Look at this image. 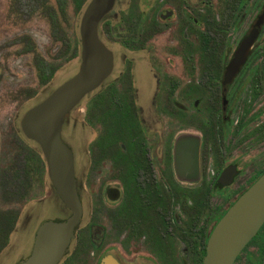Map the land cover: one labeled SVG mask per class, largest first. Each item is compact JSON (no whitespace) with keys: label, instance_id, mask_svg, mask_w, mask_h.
Masks as SVG:
<instances>
[{"label":"flooded vegetation","instance_id":"obj_1","mask_svg":"<svg viewBox=\"0 0 264 264\" xmlns=\"http://www.w3.org/2000/svg\"><path fill=\"white\" fill-rule=\"evenodd\" d=\"M205 1L177 0L178 41L167 51L175 58L115 59L98 24L113 66L101 85L84 97L80 221L85 214L90 244L100 246L109 220L105 208L112 203L115 257L121 263L170 264L172 256L182 260L183 251L192 264H203L215 223L264 172V164L255 165L245 184L232 187L241 173L243 153H253L249 165L264 163V154L256 148L264 147V0H209L202 13ZM172 14L166 10L161 18ZM144 15L134 17L135 39ZM147 22V33L159 24L155 17ZM242 44L246 49L235 60ZM127 45L134 53L150 51L143 41ZM177 140L180 154L175 158ZM38 157L41 169L27 186L33 197L23 199L21 230L6 234L0 264L24 261L40 224L64 219L69 212L57 197L42 152ZM226 169H233V177L223 184L219 178ZM14 232L18 234L11 240ZM72 241L58 264L74 263ZM141 242L145 246L139 249ZM138 254L143 257L140 263ZM242 254L245 264H264V223L234 264Z\"/></svg>","mask_w":264,"mask_h":264},{"label":"rangeland","instance_id":"obj_2","mask_svg":"<svg viewBox=\"0 0 264 264\" xmlns=\"http://www.w3.org/2000/svg\"><path fill=\"white\" fill-rule=\"evenodd\" d=\"M208 1L201 4L202 13L205 5L209 6ZM47 2L56 9L58 24L51 22ZM190 2L193 4L195 0ZM177 5V0H117L111 14L99 23L100 35L113 51L115 59L175 58L167 51L173 42L178 41L181 11ZM83 9L75 11L71 1L66 3L64 12H60L56 0H0V251L9 240L6 235L8 231L21 230L23 199L33 197L30 196L33 193L27 190L29 178L32 180L36 178L35 173L39 167L41 169L39 146L24 135L20 126L21 118L29 108L42 101L77 72L80 64L79 42L77 53L73 54L75 40L76 38L79 40V23ZM166 10H172L173 14L165 20L161 15ZM142 13L145 15L137 26L139 35L135 39V24L138 20H134V17ZM153 17L159 24L147 33V20ZM168 25L171 26L169 30ZM132 41L149 44L150 51L141 50L134 53L129 45L126 46ZM38 57L58 66L53 76L45 83H41L38 77L36 66ZM117 73L114 72L112 78ZM189 102L190 100H187V103ZM84 109L83 98L66 116L61 134L62 139L69 143L73 150L79 198L84 192L83 145L86 136L83 124ZM233 148L243 149L236 148L235 145ZM256 148L260 154H264V147ZM251 154L253 153L247 151L242 154L244 157L239 158L241 173L232 185L233 188H236V184L242 185L247 182L251 167L264 164L249 165ZM105 209L109 220H105V236L100 246L94 248L90 244L84 227L85 214L76 225L69 249L70 251L75 246L73 264H97L107 255L117 260L115 257L117 236L112 203ZM77 233L78 238L74 239ZM15 234L18 233L14 232L11 240H15ZM144 246L145 242H141L138 247L140 249ZM180 246L184 247L183 244ZM182 255V260L172 256L170 264H192L190 258L186 259L183 251ZM138 257L139 263L143 261L141 255L138 254ZM245 260L246 257L242 254L235 264H245Z\"/></svg>","mask_w":264,"mask_h":264},{"label":"water","instance_id":"obj_3","mask_svg":"<svg viewBox=\"0 0 264 264\" xmlns=\"http://www.w3.org/2000/svg\"><path fill=\"white\" fill-rule=\"evenodd\" d=\"M114 0H89L79 23L80 64L77 72L56 87L48 96L29 108L21 118L24 135L35 141L46 161L48 177L58 199L68 208L64 219L45 221L36 231L30 255L19 264H58L74 235L81 218V202L76 186L73 153L62 139L61 131L70 111L110 74L111 51L98 35L101 18ZM246 46L241 45L235 60ZM233 65H230V69ZM228 79V75L226 76ZM175 143V158L180 154ZM178 162V160H177ZM233 169H226L219 181H232ZM264 223V172L255 179L215 223L206 242L203 264H234L236 257ZM99 264H121L111 255Z\"/></svg>","mask_w":264,"mask_h":264},{"label":"trees","instance_id":"obj_4","mask_svg":"<svg viewBox=\"0 0 264 264\" xmlns=\"http://www.w3.org/2000/svg\"><path fill=\"white\" fill-rule=\"evenodd\" d=\"M68 1H71L75 11H80L86 5L85 3L87 0H56L57 9L60 12H64L65 5ZM46 7L50 11L49 17H50L51 22L52 23L55 22L58 24V17H57L56 9L52 5H49V4ZM75 42H76V45H74L73 55H76L77 53V44L79 40L76 38ZM36 66H37V71H38V77L41 83L47 82L52 77V75L54 74V72L56 71L58 67L57 64L52 63V62H47L42 57H38L36 59Z\"/></svg>","mask_w":264,"mask_h":264}]
</instances>
